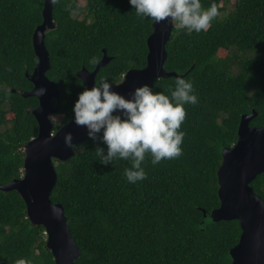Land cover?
Listing matches in <instances>:
<instances>
[{"label": "trees", "instance_id": "1", "mask_svg": "<svg viewBox=\"0 0 264 264\" xmlns=\"http://www.w3.org/2000/svg\"><path fill=\"white\" fill-rule=\"evenodd\" d=\"M213 3L217 15L207 30L175 27L166 45V71L192 80L198 96L197 104L185 105L182 155L153 165L146 154L147 176L135 184L123 176L129 161H98L96 145L106 148L99 141L87 138L71 159L55 161L51 200L63 206L81 251L76 264H233L240 222H215L210 213L220 206L222 151L236 143L241 117L254 109L250 125L264 127V0H201L204 8ZM44 5L0 0V185L22 177L25 146L38 134L30 111L38 98L21 92L33 88L27 73L38 62L33 34ZM53 18L57 25L46 32L45 45L46 75L60 90V100H52L53 115L62 116L55 131L72 119L84 87L77 72L93 71L104 50L111 60L96 81H121L128 70L146 66L153 22L138 17L128 0H54ZM93 56L97 63H87ZM175 78H158L153 90L167 95ZM250 185L264 200V172ZM46 238L43 226L31 224L21 195L0 190V264L21 257L55 264Z\"/></svg>", "mask_w": 264, "mask_h": 264}, {"label": "water", "instance_id": "2", "mask_svg": "<svg viewBox=\"0 0 264 264\" xmlns=\"http://www.w3.org/2000/svg\"><path fill=\"white\" fill-rule=\"evenodd\" d=\"M53 5L54 0H45L43 22L33 34V47L38 62L33 72L27 73L33 88L21 92L24 97L38 98V105L30 110L37 120L38 134L25 146L22 177L0 185V190H16L21 195L31 224L45 228L46 247L51 251L55 264H76L81 251L73 239L63 206L54 203L51 194L58 177L55 161L66 162L71 159L77 153L74 146L82 144L87 136L84 126L76 125L72 119L54 131L51 115L58 111V107L52 104V100H60V90L46 75L51 64L45 45L46 32L57 25L53 18ZM174 28L175 24L167 21L153 23V32L147 39L146 66L128 70L122 82L113 85V90L127 98L136 86L148 84L153 88L158 78L179 75L166 71L164 67L167 59L166 45ZM110 60L104 50L103 58L93 71L82 67L77 76L83 85L90 88L100 68ZM41 87L45 92L38 96L37 89ZM256 116L258 112L253 109L250 114L241 117L236 143L222 151V162L217 171L220 206L210 213L215 222H240L242 232L239 242L230 250L233 264H264V200L250 185L264 172V127L250 125ZM67 132L72 134V147L64 143V134ZM203 213L207 215L204 209Z\"/></svg>", "mask_w": 264, "mask_h": 264}, {"label": "clouds", "instance_id": "3", "mask_svg": "<svg viewBox=\"0 0 264 264\" xmlns=\"http://www.w3.org/2000/svg\"><path fill=\"white\" fill-rule=\"evenodd\" d=\"M128 3L141 19L174 23L176 28L189 33L207 30L217 15L214 3L204 8L201 0H128ZM86 62L96 64L97 58L90 57ZM120 82L101 76L90 88L84 86L73 102L72 120L84 126L88 139L106 145V148L99 144L95 147L101 164H112L116 159L130 162L123 176L128 183L135 184L147 176L142 166L146 154L153 165L182 155L185 105L197 104L198 96L192 80L182 75L175 78L174 87L169 86L167 95L141 84L126 98L113 90V85ZM44 92L43 87L37 89L38 96ZM63 139L66 146L72 147L70 132ZM14 264L32 262L21 257Z\"/></svg>", "mask_w": 264, "mask_h": 264}, {"label": "rangeland", "instance_id": "4", "mask_svg": "<svg viewBox=\"0 0 264 264\" xmlns=\"http://www.w3.org/2000/svg\"><path fill=\"white\" fill-rule=\"evenodd\" d=\"M228 55H229V53H228ZM51 118H52L53 122L59 123L61 121L62 116H60V115H52Z\"/></svg>", "mask_w": 264, "mask_h": 264}, {"label": "flooded vegetation", "instance_id": "5", "mask_svg": "<svg viewBox=\"0 0 264 264\" xmlns=\"http://www.w3.org/2000/svg\"><path fill=\"white\" fill-rule=\"evenodd\" d=\"M57 113V112H56ZM53 115V114H52ZM60 128V127H59Z\"/></svg>", "mask_w": 264, "mask_h": 264}]
</instances>
